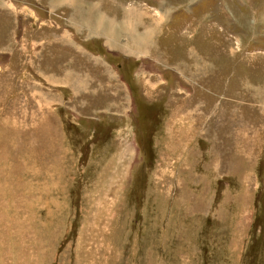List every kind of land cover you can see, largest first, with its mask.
Returning <instances> with one entry per match:
<instances>
[{
  "label": "rangeland",
  "instance_id": "rangeland-1",
  "mask_svg": "<svg viewBox=\"0 0 264 264\" xmlns=\"http://www.w3.org/2000/svg\"><path fill=\"white\" fill-rule=\"evenodd\" d=\"M0 264H264V0H0Z\"/></svg>",
  "mask_w": 264,
  "mask_h": 264
},
{
  "label": "bare ground",
  "instance_id": "bare-ground-1",
  "mask_svg": "<svg viewBox=\"0 0 264 264\" xmlns=\"http://www.w3.org/2000/svg\"><path fill=\"white\" fill-rule=\"evenodd\" d=\"M92 22V21H91Z\"/></svg>",
  "mask_w": 264,
  "mask_h": 264
}]
</instances>
